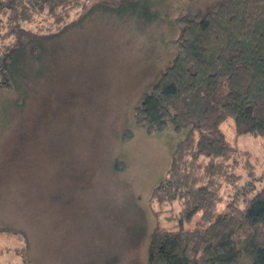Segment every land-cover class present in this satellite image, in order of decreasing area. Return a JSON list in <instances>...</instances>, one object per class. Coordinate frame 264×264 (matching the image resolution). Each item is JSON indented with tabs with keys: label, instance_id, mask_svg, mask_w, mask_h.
<instances>
[{
	"label": "rangeland",
	"instance_id": "obj_1",
	"mask_svg": "<svg viewBox=\"0 0 264 264\" xmlns=\"http://www.w3.org/2000/svg\"><path fill=\"white\" fill-rule=\"evenodd\" d=\"M97 1L79 25L42 40L39 56L23 47L14 88L0 89V264H146L154 226L175 223H157L149 197L189 126L168 119L147 132L133 112L171 62L165 42L177 35L175 20L222 0H136L119 11ZM52 22L42 13L23 25ZM14 37L0 27V44ZM231 125L221 124L230 138ZM126 128L133 137L124 140ZM236 143L250 152L254 190L264 181V138L243 134ZM238 171L225 193L249 180Z\"/></svg>",
	"mask_w": 264,
	"mask_h": 264
},
{
	"label": "trees",
	"instance_id": "obj_2",
	"mask_svg": "<svg viewBox=\"0 0 264 264\" xmlns=\"http://www.w3.org/2000/svg\"><path fill=\"white\" fill-rule=\"evenodd\" d=\"M89 1L0 0V27L15 36L0 44V89L14 88V65L23 47L30 44L39 56L42 40L81 23ZM135 3L93 4L119 11ZM42 13L53 19L51 28L23 25ZM174 26L176 37L165 42L171 62L133 112L134 122L147 132L163 129L168 119L175 128L189 126L171 154L167 175L150 193L157 223H175L154 226L146 264H240L247 257L248 264H264V181L254 190L248 187L256 177L254 166L249 150L236 143L243 134L264 138V0H222L202 14L179 16ZM228 119L232 138L221 127ZM131 137L126 128L122 138ZM239 168L249 180L225 193L226 185L236 186L241 178Z\"/></svg>",
	"mask_w": 264,
	"mask_h": 264
}]
</instances>
